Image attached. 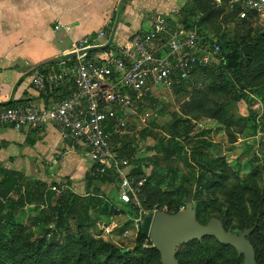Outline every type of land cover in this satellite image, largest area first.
I'll return each mask as SVG.
<instances>
[{
    "label": "trees",
    "instance_id": "obj_1",
    "mask_svg": "<svg viewBox=\"0 0 264 264\" xmlns=\"http://www.w3.org/2000/svg\"><path fill=\"white\" fill-rule=\"evenodd\" d=\"M229 2L190 0L183 7L182 12L186 16L183 23L191 28L198 27L202 46H219L221 61L215 67H196L189 79L177 80L172 89L177 94L189 96L183 106L186 115L198 118V110L231 126L239 123V119L231 114L234 105L240 100H248L247 90L264 86V33L251 36L252 29L249 30L248 25L252 24L251 19L255 15L249 12L248 18L240 19L241 5L236 4L234 9H230ZM196 17H199L198 20H195ZM218 18L226 23H234L237 18L240 20L237 29H248L247 34H239L232 40L215 34L214 38L205 32L203 24ZM186 30H189L188 27ZM110 48L107 46L103 50ZM89 54L87 57L90 59ZM196 76L207 82L210 80L203 90H189L188 84H193ZM208 93L218 96L210 105L206 99ZM187 121L177 118L171 127L172 131L175 132ZM186 144L191 148L187 150L184 161L193 170L185 176L181 185L163 190V180L169 174L175 177L177 171L166 169L168 174L165 176L154 169L139 187L147 197L142 204L143 210L134 202L126 204L118 199L121 206L133 214L132 219L124 224L123 231L137 224L134 223L135 219H141L136 225L133 248L95 238L88 230L92 212L100 208V202H103L99 200L102 196H99L98 188L96 193L90 191L92 181L120 182L121 178L115 172L108 170L102 174L93 166L86 192L79 195L70 188L62 189L55 183L0 168L4 174L0 180V264H162L160 252L150 241L153 223L150 211L159 205L167 207L168 214H175L185 207L191 195L197 220L201 224L207 223L211 214L219 218L226 232L239 233L254 229L250 236L255 249L254 264H264V161L251 168L246 181L228 187V170L224 161L208 159L204 141L194 143L187 140ZM163 148L171 155H179L184 151V147L176 140L171 144H163ZM133 154L129 157H133ZM150 167L149 163L137 159L127 177L133 185H138ZM29 204H35L43 213L42 234L38 237L31 230L27 231L17 217V213ZM103 205V213L120 214L115 207H109V203ZM220 207L222 209L212 215ZM184 246L185 250L176 252L179 264H243V256H239L233 246L223 244L215 237L191 241Z\"/></svg>",
    "mask_w": 264,
    "mask_h": 264
},
{
    "label": "crops",
    "instance_id": "obj_2",
    "mask_svg": "<svg viewBox=\"0 0 264 264\" xmlns=\"http://www.w3.org/2000/svg\"><path fill=\"white\" fill-rule=\"evenodd\" d=\"M189 1L127 0L121 5V0H0V110L28 102L49 109L71 95L74 85L69 82L59 89L37 90L32 84L35 74L49 68L59 70L65 61L70 65L73 59L64 56L82 39L97 38L101 32L105 36L99 37L89 56L103 62L134 34L148 28L151 16H174ZM112 39L111 48L103 50ZM92 167L51 124L42 130L0 127L3 170L47 183L68 178L69 188L77 193V187L85 190L83 180Z\"/></svg>",
    "mask_w": 264,
    "mask_h": 264
},
{
    "label": "built area",
    "instance_id": "obj_3",
    "mask_svg": "<svg viewBox=\"0 0 264 264\" xmlns=\"http://www.w3.org/2000/svg\"><path fill=\"white\" fill-rule=\"evenodd\" d=\"M236 4L242 7L240 19L248 18L251 12L264 21V0H230V9ZM103 36L105 33L101 32L97 38L82 39L73 52L97 46ZM201 39L197 26L173 31L166 16L153 15L148 28L134 34L103 62L81 54L70 65L63 62L59 70L49 68L35 74L32 84L37 90L48 86L59 89L70 82L74 91L47 110L31 102L3 108L0 127L42 130L50 124L55 126L62 140L71 149H78L96 166L97 172L105 174L111 170L118 174L121 178L118 199L131 203L137 185L132 184L124 171L129 162L114 153L111 142L114 137L130 133L128 118L132 115L130 111L136 114L133 110L136 98L153 97L160 87L172 89L177 80L189 79L198 66L220 64V47H204Z\"/></svg>",
    "mask_w": 264,
    "mask_h": 264
},
{
    "label": "rangeland",
    "instance_id": "obj_4",
    "mask_svg": "<svg viewBox=\"0 0 264 264\" xmlns=\"http://www.w3.org/2000/svg\"><path fill=\"white\" fill-rule=\"evenodd\" d=\"M166 18L170 20L169 26L173 31L187 29V27L188 29L191 28L183 23L186 16L182 11ZM198 18L196 17L195 20H198ZM251 20L252 24L248 25V29H252L251 36H257L262 32L264 33V21L257 16ZM239 23L240 20L237 18L234 23H226L222 18H218L213 22L204 23L203 26H205L204 30L207 34L213 36L215 34L218 37L232 40L239 34L246 35L248 32V29L246 31L245 28L237 29ZM195 78L193 84H188L189 90L194 88L203 90L210 81L207 82L206 79H202L200 76H196ZM246 92L248 102L246 100H240L231 109V114L236 119H239L240 124L229 126L217 119L211 118L204 112H198V110L196 111L199 114L198 118H193L192 115H186L183 112V106L189 100V96L177 94L173 89L157 88L153 97L136 98L133 107L136 114L129 115L128 118V131L130 133L112 140V150L120 159L129 162L128 168L124 170L126 173L132 169V165L137 159L144 160L150 164L151 167L145 172L146 175L141 177L142 182L146 180V176L150 175V172L154 169H157L164 175L168 174L165 172L166 169L177 171L175 177L169 174L163 180L161 188L163 190H170L173 186L181 185L185 176L193 170L184 161L185 157H187V150L191 148L186 144L187 140L194 143L204 141L206 157L208 159L224 161L226 169L228 170L227 186L233 187L236 184L243 183L247 180L251 168L258 162L264 161V86L262 85L257 89L252 91L247 90ZM215 98H218V96H213V93L206 95L209 105ZM179 117L188 121L181 124L179 129L174 132L171 127ZM160 140H163V142ZM174 140L184 147V151L182 150L179 155H171L163 148V144H171ZM132 153H134L133 157H129ZM187 154L189 155V153ZM91 174L84 177L85 190L77 187V194H84L86 192V186L89 183L88 178H90ZM3 175V172L0 170V180ZM30 178L36 177L30 176ZM67 179L55 180V184L61 186L62 189L69 188V185L72 184ZM141 185L138 183L136 186V197L133 198V202L139 206V209L143 210L142 204L147 197L144 193H141L139 188ZM90 188V191L93 193H96L95 190L98 188L99 196H102L99 197V200L103 202H100V208H97L91 214V220L88 226L89 232L95 238H103L119 246L133 248L137 233L136 225L141 219H135L134 223L137 224L123 231L124 224L132 219L131 216L133 214L127 211L126 208H123L117 199L119 196V182L115 180L114 182L102 183L96 180L95 182L92 181ZM105 202L109 203V207H115L120 214L115 215L111 212L103 213L102 209L104 208L103 204ZM192 203L194 208V202L192 201ZM221 209L222 207L216 208L212 212V215H216ZM41 211V208L35 204H29L17 213V217L26 227V230H31L36 237L42 234L43 224L41 223V219H43V213ZM159 212L168 213V208L155 205L153 210L150 211L153 215V220ZM212 218L217 217L211 216L210 214L209 219L207 218V223ZM71 229L75 230L74 227H71ZM253 231L254 229H245L243 232L229 233L237 236L247 233V240L251 242L250 236ZM150 241L152 242L151 238ZM179 250H185V246H179L177 252ZM237 253L239 256H243V264H246L245 255L240 254L238 251ZM175 259L179 264L176 256Z\"/></svg>",
    "mask_w": 264,
    "mask_h": 264
},
{
    "label": "water",
    "instance_id": "obj_5",
    "mask_svg": "<svg viewBox=\"0 0 264 264\" xmlns=\"http://www.w3.org/2000/svg\"><path fill=\"white\" fill-rule=\"evenodd\" d=\"M126 2L127 0H121V5ZM112 41L113 39L107 46H110ZM96 48L71 52L64 57L66 60H72ZM130 113L133 114L132 111ZM205 237H215L221 243L233 246L240 254L245 255L246 264H254L255 249L247 240V233L237 236L226 232L218 218H212L206 225L201 224L193 208L192 195L181 211L175 214L157 213L150 234L154 247L160 252L162 264H178L175 259L177 248L191 241H201Z\"/></svg>",
    "mask_w": 264,
    "mask_h": 264
}]
</instances>
